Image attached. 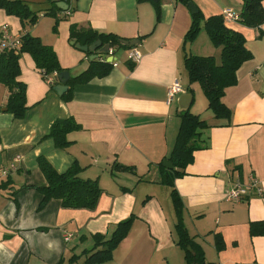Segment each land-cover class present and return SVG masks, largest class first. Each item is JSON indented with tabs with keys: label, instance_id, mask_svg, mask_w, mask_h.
Returning a JSON list of instances; mask_svg holds the SVG:
<instances>
[{
	"label": "crops",
	"instance_id": "1",
	"mask_svg": "<svg viewBox=\"0 0 264 264\" xmlns=\"http://www.w3.org/2000/svg\"><path fill=\"white\" fill-rule=\"evenodd\" d=\"M25 1L38 14L36 23L25 25L0 4V26L7 24L13 36L28 31L39 37L53 48L70 77L93 60L71 41L72 24L138 39L135 47L142 57L134 63L128 59L130 49L111 47L118 64L111 62L105 76L73 85L71 99L66 100L69 83L59 94L35 58L21 53L18 79L25 85L28 107L21 118L7 111L10 90L0 82V264H68L93 246L94 234L110 237L117 223L132 214V226L112 259L97 264H187L177 243L178 208L190 235L204 250L205 264H264V235L250 233L251 222L264 220V23L249 27L226 22L245 36L253 56L237 70L238 82L223 97L231 118L220 119L208 108L205 94L206 98H196L195 83L189 82L185 68V35L193 16L189 2L66 0L69 9L63 10L54 0ZM190 2L203 14L202 25L226 9L239 14L242 7V0ZM190 42L191 55L219 58L221 48L211 42L205 28ZM57 79L56 86L61 83ZM176 79L184 92L168 102ZM183 93L192 94L188 110L209 127L203 134L208 146L196 150L186 174L174 180L182 204L177 207L172 188L161 182L159 163L176 142L181 122L178 99ZM194 105L198 109L192 111ZM69 117L81 128L68 133L72 143L61 148L49 133L57 119ZM40 157L59 172L79 164L83 178L97 179L102 192L96 206L65 207L57 198L41 204L39 188L47 179ZM116 163L134 166L136 173L113 170ZM251 175L259 180L262 194L251 190L241 202L225 199L230 186L247 183ZM69 233L72 237L66 240ZM83 260L82 256L74 264Z\"/></svg>",
	"mask_w": 264,
	"mask_h": 264
},
{
	"label": "trees",
	"instance_id": "2",
	"mask_svg": "<svg viewBox=\"0 0 264 264\" xmlns=\"http://www.w3.org/2000/svg\"><path fill=\"white\" fill-rule=\"evenodd\" d=\"M53 2V0H50ZM185 3L191 0H182ZM264 0H242V7L239 13V21L249 27H261L264 23ZM54 3V2H53ZM0 4L11 14L21 17L23 23L33 25L38 19V14L33 11L25 0H0ZM157 9V18H160L159 1L155 2ZM58 11V7L55 6ZM53 15L56 12H49ZM69 11L65 12L67 16ZM192 22L189 30L185 35V42L194 40L200 33L201 28H205L211 42L221 48L219 58L214 55L188 57L185 54V68L187 70L190 83L198 82L204 94L208 99V108L213 111L216 118H231V109L223 101L226 89L238 82L237 70L241 65L252 58V52L246 46L245 36L225 23L221 14L212 15L203 21V14L199 11L192 14ZM56 30V26H54ZM70 39L75 44L91 46L95 41L100 40L102 46L110 44L117 49H131L123 43L119 35L113 33L98 32L92 28H84L72 24L70 28ZM22 46L19 53L13 49L0 50V82L9 87L10 95L6 104L8 112L12 113L15 118L24 117L28 107L26 106L25 85L19 81L20 74L19 58L21 53L29 52L37 61L38 67L43 71L44 77L54 76L51 83L52 88L58 83V74L66 71L58 60L56 52L51 46L43 44L41 39L33 36L30 32H25L21 36ZM185 47V46H184ZM185 49V48H184ZM99 48L94 52H87L90 56L98 53ZM112 63L105 60L93 59L89 67L78 74L70 77L67 81L70 88L64 98L71 99L70 91L76 83H84L94 77H102L109 73ZM181 122L177 134L176 142L165 160L173 164V168H166L164 161L159 163L162 170V183L172 188L175 205L182 207L181 200L175 188L174 180L186 174V167L194 159V152L208 146L207 139L204 137V130L209 127L207 121L201 118L199 114L192 113L190 110L180 113ZM80 124L73 118L57 119L49 133L58 147L66 148L72 142L68 139V133L79 130ZM39 166L47 179V185L40 187L43 194V201L46 203L51 198L61 199L65 207L70 208H88L96 206L102 188L97 179L83 178L81 172L83 167L79 164H73L64 172H59L45 157L39 158ZM113 170L127 171L136 173L134 166L116 163ZM179 221L175 225L177 232V243L185 252L187 264H205L204 250L201 245L190 235L183 218L182 210L178 208ZM135 219L132 214L128 218L117 223L110 237L102 233L93 235L94 244L91 248L84 250L82 254L73 256L69 259L68 264L77 263L83 256L82 264L103 263L112 259L113 251L118 247L122 240L128 235V232ZM251 235H264V220L251 222ZM221 247H223L222 243ZM58 264H64V261Z\"/></svg>",
	"mask_w": 264,
	"mask_h": 264
},
{
	"label": "built area",
	"instance_id": "3",
	"mask_svg": "<svg viewBox=\"0 0 264 264\" xmlns=\"http://www.w3.org/2000/svg\"><path fill=\"white\" fill-rule=\"evenodd\" d=\"M222 16L226 22H234L239 21L240 15L235 13L232 10L226 9L223 11ZM22 46L21 37L13 36L10 33L9 26L7 24L0 26V50L3 49H13L16 53L20 52ZM114 49H110V54H113ZM142 57L141 51L137 47H133L129 50L128 59L132 62L136 63L140 61ZM114 66L118 63L113 61ZM49 82H53V75L48 77ZM184 92V88L180 81L176 79V81L170 86L168 90V102L174 100V98ZM15 168V166H12ZM251 190H254L257 194H262L263 189L259 183V180L255 176H250L249 181L247 183L238 181L230 186L225 193V199L233 202H241L243 201L250 193ZM72 234L69 233L66 235L65 239L70 240Z\"/></svg>",
	"mask_w": 264,
	"mask_h": 264
},
{
	"label": "water",
	"instance_id": "4",
	"mask_svg": "<svg viewBox=\"0 0 264 264\" xmlns=\"http://www.w3.org/2000/svg\"><path fill=\"white\" fill-rule=\"evenodd\" d=\"M54 1L61 9L63 10L69 9V6L66 3V0H54ZM188 6L193 13L198 11L197 6H195V4H193L192 2H189ZM138 42H139L138 39H129V40L123 39V43L129 46H134L138 44ZM76 46L77 48L81 49L84 52H94L99 48L100 53H93L92 55H90L91 59H97L100 57L103 60H106L107 62H110V63L116 59L114 55L110 54V49H111L110 44H106L102 46V42L100 40L95 41L91 46L81 45L79 43L76 44ZM186 52H187L188 57H190L191 56V42L186 43ZM58 78L61 83L55 86V89L56 91H58L59 94H61L63 93V91L67 89L66 82L70 78V73L67 70L63 71L58 74ZM191 100H192V94L190 93H183L179 97L178 103H179L180 113L188 110ZM163 164L166 168H170V169L173 168V164L168 160H165Z\"/></svg>",
	"mask_w": 264,
	"mask_h": 264
},
{
	"label": "rangeland",
	"instance_id": "5",
	"mask_svg": "<svg viewBox=\"0 0 264 264\" xmlns=\"http://www.w3.org/2000/svg\"><path fill=\"white\" fill-rule=\"evenodd\" d=\"M200 34V33H199ZM206 36V34H204ZM195 93H196V98H200L201 95L205 97L204 93H203V90H202V87L201 85L198 83V82H195ZM201 102V101H200ZM198 104V103H197ZM198 105H194V107L192 108V111L198 109L197 108ZM203 109V108H202Z\"/></svg>",
	"mask_w": 264,
	"mask_h": 264
}]
</instances>
